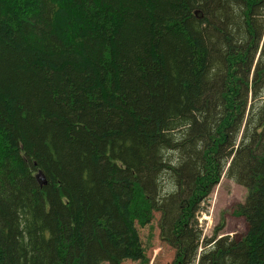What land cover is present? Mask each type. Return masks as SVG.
Masks as SVG:
<instances>
[{"label": "trees", "instance_id": "16d2710c", "mask_svg": "<svg viewBox=\"0 0 264 264\" xmlns=\"http://www.w3.org/2000/svg\"><path fill=\"white\" fill-rule=\"evenodd\" d=\"M155 213L171 264H264V0H0V264L143 261Z\"/></svg>", "mask_w": 264, "mask_h": 264}, {"label": "rangeland", "instance_id": "374dc122", "mask_svg": "<svg viewBox=\"0 0 264 264\" xmlns=\"http://www.w3.org/2000/svg\"><path fill=\"white\" fill-rule=\"evenodd\" d=\"M246 196V189L233 180L222 175L207 199L204 210L198 214V221L205 239L213 233L228 235L231 238L242 237L247 225L243 217L235 214L237 205ZM159 214L145 226L138 227L139 236L146 255L143 261L126 259L121 264H171L174 250L166 244L159 235ZM204 239V240H205ZM106 264V263H103Z\"/></svg>", "mask_w": 264, "mask_h": 264}]
</instances>
